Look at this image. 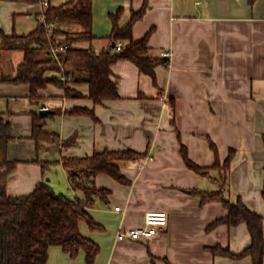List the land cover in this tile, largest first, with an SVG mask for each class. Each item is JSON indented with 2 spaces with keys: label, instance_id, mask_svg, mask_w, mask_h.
<instances>
[{
  "label": "crops",
  "instance_id": "obj_1",
  "mask_svg": "<svg viewBox=\"0 0 264 264\" xmlns=\"http://www.w3.org/2000/svg\"><path fill=\"white\" fill-rule=\"evenodd\" d=\"M67 1L0 0V30L8 35L28 33L48 5ZM143 4L146 9L133 25L134 40L150 30L148 55L171 52L169 65L156 67L155 84L126 59L111 66L121 97L101 104L88 97L87 84L73 85L82 97H68L62 87L49 84L35 102L28 84L0 81V112L17 135L8 153L20 160L8 175L7 193L30 192L45 180V170L54 167L73 198L76 192L61 156L147 150L140 160L120 162L128 183L103 173L95 178L98 187L110 190L106 201L96 199L88 208L103 229L79 222L80 232L100 245L94 264H253L250 256L209 250L220 245L239 253L249 245L250 234L243 222L208 229L227 210L220 201L201 203L196 191L219 189L220 174L212 169L206 176L188 168L180 148L185 145L189 158L201 166L214 163L210 142L216 145L220 164L233 150L224 194L232 203L240 197L248 208L264 215V0H93L95 39L76 45L100 52L109 44L112 16L120 12L118 25L123 27ZM23 56L22 50H2L0 78L13 75ZM43 106L48 109L42 117L44 129L59 140H43L37 147L32 112L39 113ZM73 107L90 108L96 118L70 114ZM53 110L59 112L50 114ZM66 139L73 142L64 146ZM152 209L168 214L162 232L149 240L116 238L118 229L140 226L144 213ZM46 264H86L85 254L80 250L72 259L53 245Z\"/></svg>",
  "mask_w": 264,
  "mask_h": 264
},
{
  "label": "trees",
  "instance_id": "obj_2",
  "mask_svg": "<svg viewBox=\"0 0 264 264\" xmlns=\"http://www.w3.org/2000/svg\"><path fill=\"white\" fill-rule=\"evenodd\" d=\"M145 9L146 4H143L140 9L133 10L129 21L123 27L118 25L120 12L113 15L112 29L106 36L109 44L96 53L90 46L76 45L80 41L91 42L95 39L92 33L93 0H69L58 6L48 5L41 13L42 18L38 19L35 28L30 32H13L8 35L0 30V52L22 50L24 54L15 73L2 75L0 81L28 84L29 96L35 102L41 98L40 90L49 84L62 87L68 97H82L83 94L73 85L87 84L88 97L94 104H101L121 97L111 66L120 59H126L149 75L155 84V69L159 64H167V59L148 55L150 30L137 41L133 38V25L142 17ZM49 22H56L51 32L45 27ZM118 41H122L123 45L117 50L115 45ZM54 45L66 46L65 50L58 52L57 58L50 54V48ZM62 75L66 77L65 80L61 78ZM58 112L53 110L50 114ZM69 113L96 118L93 110L86 107H73L69 109ZM3 115L0 112V264H46L48 249L53 245L59 246L72 259L82 250L85 263L94 264L100 245L80 232L79 222L85 221L94 230L103 229L92 218L88 208L95 205L96 199L106 201L110 190L98 187L95 178L103 173L120 183H128L121 173L120 162L140 160L147 155V150L139 152L132 148L104 149L85 156H61L70 187L76 192L73 198L57 192L46 180L37 183L26 194L10 195L6 190L7 178L20 160L9 156V143L17 135L10 121ZM32 118V138L35 139L37 147L43 140H59L57 134L44 129L43 119L36 110L32 112ZM262 140L264 143V134ZM72 142L73 139L62 140L64 146ZM210 146L215 157L210 166L195 163L189 158L185 145L181 144L180 148L188 168L206 176L212 169L220 174L219 189L196 191L200 195L201 203L220 201L227 210L224 216L211 222L208 229L218 224L232 226L243 222L250 234V243L239 253H232L220 245L210 247L209 250L213 254L230 257L250 256L253 264H263L264 215L252 211L240 197L232 203L225 196L224 189L228 184L230 162L234 153L230 150L220 164L216 145L210 142ZM42 165L45 167L46 164ZM261 195L264 200V178Z\"/></svg>",
  "mask_w": 264,
  "mask_h": 264
},
{
  "label": "built area",
  "instance_id": "obj_3",
  "mask_svg": "<svg viewBox=\"0 0 264 264\" xmlns=\"http://www.w3.org/2000/svg\"><path fill=\"white\" fill-rule=\"evenodd\" d=\"M42 16L40 17V19ZM56 26V22H49L45 24L48 32H51ZM123 45L122 41H118L115 48L118 50ZM65 45H54L50 48V54L57 58V54L60 51L65 50ZM161 57L167 59V65H169V60L171 52L168 50H163L160 52ZM62 79H66L64 75L61 76ZM42 108L47 109V106ZM147 157H150L149 155ZM120 207L116 206L115 210H119ZM168 214L165 210H147L144 213L143 223L138 227L131 228H120L116 231V238L124 240H149L162 232L167 226Z\"/></svg>",
  "mask_w": 264,
  "mask_h": 264
},
{
  "label": "rangeland",
  "instance_id": "obj_4",
  "mask_svg": "<svg viewBox=\"0 0 264 264\" xmlns=\"http://www.w3.org/2000/svg\"><path fill=\"white\" fill-rule=\"evenodd\" d=\"M77 27V26H76ZM78 45V44H77ZM56 169L54 167H51L50 169H46V176L45 180L55 186V189L57 192H63L69 196H71V191L67 190L66 186L64 185L66 181H64V178L62 177V173L59 171H55ZM51 177V178H50ZM62 178V180H61ZM50 179V180H48Z\"/></svg>",
  "mask_w": 264,
  "mask_h": 264
},
{
  "label": "water",
  "instance_id": "obj_5",
  "mask_svg": "<svg viewBox=\"0 0 264 264\" xmlns=\"http://www.w3.org/2000/svg\"><path fill=\"white\" fill-rule=\"evenodd\" d=\"M244 3H246L247 0H242ZM48 112V109L42 108L39 110V115L43 117Z\"/></svg>",
  "mask_w": 264,
  "mask_h": 264
}]
</instances>
